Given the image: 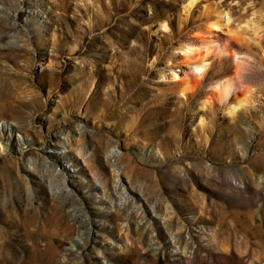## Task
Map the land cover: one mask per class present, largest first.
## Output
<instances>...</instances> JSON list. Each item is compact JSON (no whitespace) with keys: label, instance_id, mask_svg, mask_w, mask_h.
<instances>
[{"label":"rangeland","instance_id":"rangeland-1","mask_svg":"<svg viewBox=\"0 0 264 264\" xmlns=\"http://www.w3.org/2000/svg\"><path fill=\"white\" fill-rule=\"evenodd\" d=\"M185 2L0 0L26 123L0 110V264H264V0ZM210 35L225 52L200 78L177 49ZM232 51L246 68L228 101L251 89L233 118L210 86Z\"/></svg>","mask_w":264,"mask_h":264},{"label":"bare ground","instance_id":"bare-ground-1","mask_svg":"<svg viewBox=\"0 0 264 264\" xmlns=\"http://www.w3.org/2000/svg\"><path fill=\"white\" fill-rule=\"evenodd\" d=\"M195 1L196 0H186L185 4L182 7V10L185 12L187 11L189 12L190 8L193 6ZM202 6H203L201 12L203 14L202 16L205 17V19H207L211 31L212 30L225 31V28H227V23L229 20L227 13L223 9H220L219 6L213 2H208V3L206 2ZM166 27L167 25L164 21L158 24V28L160 29H166ZM227 32H231L236 40H240V35L238 36V33H235L236 31L232 32V30H228ZM199 41H200L199 44H193L187 42L179 49H177V51L181 55H183V61L189 66L191 73L201 78V76H203V74L212 64L211 55L215 57H220L221 53L224 50L222 49V46L219 44V42L215 38L211 37V35L206 39L200 36ZM228 53L230 60H232V65L230 66V68L227 67L230 71L228 72L230 73V75L221 80L214 81L212 84H210V86L213 88V96L216 102L220 104H224L223 107L224 114H227L229 117L233 118L234 116H236L235 114L237 110L247 105L250 96V94L248 96V93H250L251 89L250 88L248 89L246 88V90L244 89L245 91H243L242 94H240V96L235 95V97H233L234 99L231 102L228 101L229 97L235 94V90L242 81L241 80L242 69L246 68L242 63V59L238 56L237 52L232 51ZM90 74L91 75L95 74V71H90ZM169 79L174 83L177 84L179 83L180 86L178 89V93L181 96H188L187 94L189 95L192 94L193 90L195 89V86L198 84V80H195L196 83L192 84L191 81H189L187 77H185V75H181L177 70L171 71ZM10 86L11 85L8 81V78L0 72V95L3 96V100H1L0 102V110L4 109V111L9 112V114L12 115L14 117V120L18 123V127L23 128L25 127L26 123L24 122L21 111L19 109H16V106L13 105V100H11L12 96H11ZM161 94H162V98L158 102V105L164 108L165 101L166 104H168L167 103L168 100L167 98H165V95L167 94L165 93V88L162 90ZM210 99L211 98L207 97L206 99H204V101L201 100L203 101L202 106H206L207 103L210 105V103L214 101V99L211 101ZM35 103L37 105L38 102L35 101ZM146 106L147 105H145L144 107L146 108ZM149 113H151L150 110L145 111V119L148 117ZM199 123L202 125L203 120L199 119ZM49 208L53 209L55 208V206H50Z\"/></svg>","mask_w":264,"mask_h":264}]
</instances>
